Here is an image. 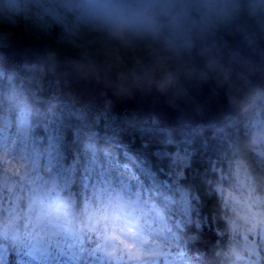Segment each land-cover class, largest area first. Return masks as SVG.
Here are the masks:
<instances>
[{"label":"clouds","instance_id":"obj_1","mask_svg":"<svg viewBox=\"0 0 264 264\" xmlns=\"http://www.w3.org/2000/svg\"><path fill=\"white\" fill-rule=\"evenodd\" d=\"M0 264H264V0H0Z\"/></svg>","mask_w":264,"mask_h":264}]
</instances>
